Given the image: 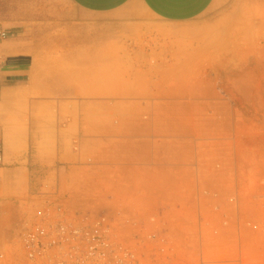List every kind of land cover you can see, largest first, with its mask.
I'll use <instances>...</instances> for the list:
<instances>
[{"label":"rangeland","instance_id":"obj_1","mask_svg":"<svg viewBox=\"0 0 264 264\" xmlns=\"http://www.w3.org/2000/svg\"><path fill=\"white\" fill-rule=\"evenodd\" d=\"M6 5L3 39L23 31L10 24L24 23L9 19ZM183 29L148 66L104 75L95 84L102 97L56 98L49 87L40 98L31 88L32 139L48 156L32 164V214L60 207L72 217L105 216L144 264L153 255L237 264L240 221L243 264H264L251 253L264 229L247 225L264 219V0H216ZM5 63L39 75L28 56ZM115 77L129 82L110 83ZM123 94L134 96L110 97ZM141 173L155 174L159 191H133ZM247 175L252 197L243 194ZM168 204L169 223L157 221ZM17 235L0 264H26Z\"/></svg>","mask_w":264,"mask_h":264},{"label":"crops","instance_id":"obj_2","mask_svg":"<svg viewBox=\"0 0 264 264\" xmlns=\"http://www.w3.org/2000/svg\"><path fill=\"white\" fill-rule=\"evenodd\" d=\"M215 1L0 0V4H7L9 19L24 21L8 28L21 27L22 32L13 31L7 39L0 36V254L10 253L12 238L36 219L38 210L32 214L37 196L32 164L48 162L44 145L32 139L33 112L27 103L32 98L31 88L38 87L40 98H47L49 87L56 98H92L95 93L102 97L95 84L105 83L104 75L117 76L126 68L148 66L152 57L169 48L179 34L175 30H184ZM21 55L39 67V75L17 74L20 70L5 63L6 58ZM121 82L129 79L110 80ZM64 83L72 86L64 88ZM141 174L134 177L133 191L142 196L159 191L155 174L151 179ZM251 182L247 175L245 197H252ZM171 210V204L166 205L156 220L168 224L167 212ZM149 259L152 264L178 263L175 256L153 255Z\"/></svg>","mask_w":264,"mask_h":264},{"label":"built area","instance_id":"obj_3","mask_svg":"<svg viewBox=\"0 0 264 264\" xmlns=\"http://www.w3.org/2000/svg\"><path fill=\"white\" fill-rule=\"evenodd\" d=\"M0 36L5 37V32L0 31ZM47 210H38L36 219L17 235L26 264H144L140 254L131 246L116 241L109 218L88 214H74L72 217L60 207L51 213ZM259 221L247 225H262L264 229V219ZM237 227L236 263L243 264L240 221ZM251 253L264 263V240Z\"/></svg>","mask_w":264,"mask_h":264}]
</instances>
